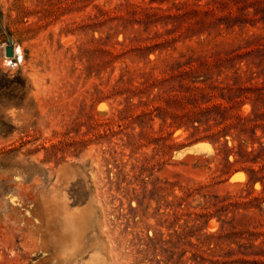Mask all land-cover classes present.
<instances>
[{"label":"rangeland","instance_id":"obj_1","mask_svg":"<svg viewBox=\"0 0 264 264\" xmlns=\"http://www.w3.org/2000/svg\"><path fill=\"white\" fill-rule=\"evenodd\" d=\"M185 1L0 0V264L254 260L264 0L200 34L134 15Z\"/></svg>","mask_w":264,"mask_h":264},{"label":"trees","instance_id":"obj_2","mask_svg":"<svg viewBox=\"0 0 264 264\" xmlns=\"http://www.w3.org/2000/svg\"><path fill=\"white\" fill-rule=\"evenodd\" d=\"M247 2L244 0L243 4ZM241 4V0H209L206 3L185 1L184 3H175L174 8L176 13L165 11L161 8H151V10L140 9L135 10L134 15L142 18L146 25L152 24L154 19L166 21L167 24H173L175 28H187L188 34H200L205 31L211 32L219 30L225 25L231 27L234 22L244 21L246 16L234 17L233 15L223 16L222 14L229 9L230 5ZM255 16L261 15L264 21V2H254ZM244 11V8H241ZM169 12V13H168ZM252 59L261 60L264 58V47L254 48L248 53ZM261 75L264 78V68L261 70ZM249 92L255 95V103H264V81L261 85L253 84L248 88ZM245 120V119H241ZM254 251L249 256L254 257V260L249 264H264V243L259 247L252 246Z\"/></svg>","mask_w":264,"mask_h":264},{"label":"water","instance_id":"obj_3","mask_svg":"<svg viewBox=\"0 0 264 264\" xmlns=\"http://www.w3.org/2000/svg\"><path fill=\"white\" fill-rule=\"evenodd\" d=\"M14 48L13 46L7 47L6 49V56L7 57H14Z\"/></svg>","mask_w":264,"mask_h":264},{"label":"snow or ice","instance_id":"obj_4","mask_svg":"<svg viewBox=\"0 0 264 264\" xmlns=\"http://www.w3.org/2000/svg\"><path fill=\"white\" fill-rule=\"evenodd\" d=\"M19 50H17V52H18ZM9 63H11V61H9Z\"/></svg>","mask_w":264,"mask_h":264}]
</instances>
